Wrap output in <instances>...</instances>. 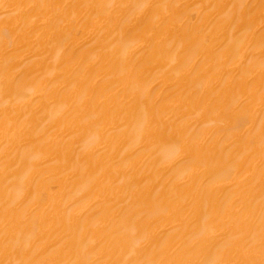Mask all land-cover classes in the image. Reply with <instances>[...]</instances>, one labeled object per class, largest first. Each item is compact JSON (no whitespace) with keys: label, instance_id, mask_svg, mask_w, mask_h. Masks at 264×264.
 <instances>
[{"label":"bare ground","instance_id":"obj_1","mask_svg":"<svg viewBox=\"0 0 264 264\" xmlns=\"http://www.w3.org/2000/svg\"><path fill=\"white\" fill-rule=\"evenodd\" d=\"M0 264H264V0H0Z\"/></svg>","mask_w":264,"mask_h":264}]
</instances>
